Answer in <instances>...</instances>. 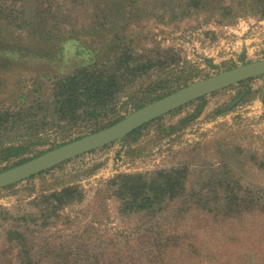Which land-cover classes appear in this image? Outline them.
<instances>
[{"label": "rangeland", "instance_id": "rangeland-1", "mask_svg": "<svg viewBox=\"0 0 264 264\" xmlns=\"http://www.w3.org/2000/svg\"><path fill=\"white\" fill-rule=\"evenodd\" d=\"M57 2L71 12L57 14L60 20L50 34L46 22L41 32L12 17L0 19V172L106 128L184 86L264 59V0ZM138 55L149 74H125L112 94L94 99L100 106L89 107L92 98L83 89L78 113L60 112L55 105L59 79L88 72L83 69L94 72L97 66L115 70ZM149 55L164 63H150ZM87 82L92 86L94 78ZM7 110L16 122L7 123L2 113ZM177 168L182 172L174 182L181 184L160 208H177L183 195L204 186L215 199L214 183L221 179L239 180L264 197V76L196 99L122 140L0 189V264H18L7 251L16 225H46L41 240L53 244L51 257L65 253V260L73 255L57 246L86 243L87 225H105L114 233L136 225L137 219L127 218L123 200L131 193L113 180ZM68 187L76 191L67 198L52 195ZM194 205L184 225L199 239H187L166 261L146 264H264V216L215 223L203 217L209 214L203 203ZM194 244L201 246L200 255L193 254Z\"/></svg>", "mask_w": 264, "mask_h": 264}, {"label": "trees", "instance_id": "trees-1", "mask_svg": "<svg viewBox=\"0 0 264 264\" xmlns=\"http://www.w3.org/2000/svg\"><path fill=\"white\" fill-rule=\"evenodd\" d=\"M82 1L85 2V0ZM65 6L57 0H0V17H2L0 19L6 20L7 17H12V20H20L21 26L31 25L35 31L41 32H44L42 24L46 22L45 25L50 34L57 26L56 22L60 20L57 14L71 12V7L65 8ZM55 16L57 19L54 22ZM67 39L69 38L65 37V41ZM61 47L63 48V45ZM148 59L150 63H164L163 59H154L153 55L152 57L149 55ZM130 62L115 66V70H111L107 65V67L97 66L94 68V72L88 73L89 69H83L88 72L74 76L68 75L59 79L56 82V90H54L55 105L61 106L60 112L70 111L73 112L72 115L78 113L83 108L80 107L81 100H79L80 92L83 89V94H88L92 98L89 101V107L100 106L101 104L94 99H100V95L107 94L110 90L112 94V87H116L118 79L125 74L131 73L135 78L149 74L151 69L143 62L141 55L134 57ZM89 76L94 78L92 86V83L89 82L84 85ZM85 88L88 91H85ZM98 90L99 92L95 94L94 92ZM107 103L113 104L112 101ZM2 113L7 116V123L11 119L16 122L12 111L7 110ZM11 124H13L12 121ZM181 172L182 169L178 168L161 169L156 171L154 176L137 174L114 179V184L119 190L123 189L128 194L131 193L130 196L123 199L126 201L125 206L128 209L126 212L130 211L127 218L137 219L139 222L136 225H125L122 230L117 228L115 233L106 229L105 225H87L86 243L68 247L57 246V251L63 247V250L59 252H66V248L71 252L73 256L67 260L63 259L65 253L56 252L59 254V259L51 257L54 253L53 244H50L47 239L41 240L43 237L41 235L44 233L43 228L46 225H16L11 232L14 236L9 235L7 251L14 252L17 256L15 261L18 264H42L49 260L55 261L57 264H146L161 259L166 261L173 252L179 254L187 239L196 240L197 233L184 225L194 202L199 206H202L203 203L206 206L205 210L209 213H204L203 217L209 215L215 223L226 217L246 222L250 221L252 217L264 216V197L256 195L257 193L252 187L245 189L241 181L233 179L228 181L221 179L214 183V187L217 186L215 199L211 198V193L207 192L206 186L201 190L193 187L195 189L191 193L188 192L181 197L177 208L169 209V205L158 207L164 197L169 196L170 191L174 190L177 184H181L179 179L174 182ZM211 186L214 188L213 185ZM75 191L73 187H68L52 195L63 200L74 194ZM133 195L134 197H132ZM176 198L175 196L173 199ZM193 198L198 202L191 201ZM137 200L139 201L138 206L135 203ZM199 219L203 220L201 214H199ZM208 236L205 237L208 238ZM192 249L195 255H200L202 252L200 245L194 244ZM162 264H166V262H162Z\"/></svg>", "mask_w": 264, "mask_h": 264}, {"label": "water", "instance_id": "water-1", "mask_svg": "<svg viewBox=\"0 0 264 264\" xmlns=\"http://www.w3.org/2000/svg\"><path fill=\"white\" fill-rule=\"evenodd\" d=\"M264 76V59L239 65L184 86L133 111L118 122L0 172V189L17 184L66 161L122 140L141 126L196 99L240 82Z\"/></svg>", "mask_w": 264, "mask_h": 264}]
</instances>
